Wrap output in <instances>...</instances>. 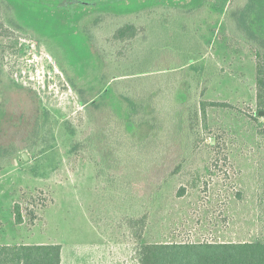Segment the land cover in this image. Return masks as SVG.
I'll list each match as a JSON object with an SVG mask.
<instances>
[{"label":"rangeland","instance_id":"obj_1","mask_svg":"<svg viewBox=\"0 0 264 264\" xmlns=\"http://www.w3.org/2000/svg\"><path fill=\"white\" fill-rule=\"evenodd\" d=\"M5 1L0 245L58 244L62 264H137L136 227L127 224L132 210L139 219L144 209V243L264 240V112L256 114L264 0L249 13L256 40L237 28L242 0ZM156 4L182 13L144 18L130 41L111 39L123 24L109 14ZM96 15L101 23L87 20ZM98 45L115 53L96 58L91 49ZM101 71L118 84L103 85ZM182 80L195 90L186 115L191 148L185 144L173 175L149 180L147 173L168 162L152 159L156 147L179 151L183 135L173 116L186 97ZM156 87L174 91L164 95L171 98L161 103L165 115L143 137L142 128L122 124L119 97H147ZM88 101L97 102L98 132ZM202 101L226 106H206L203 113ZM161 135L162 145L149 139ZM14 204L22 208L21 225L14 224Z\"/></svg>","mask_w":264,"mask_h":264},{"label":"trees","instance_id":"obj_2","mask_svg":"<svg viewBox=\"0 0 264 264\" xmlns=\"http://www.w3.org/2000/svg\"><path fill=\"white\" fill-rule=\"evenodd\" d=\"M244 2L243 7L239 6L242 10L241 17H237L236 21H238L237 28L240 34L249 40H256V37L252 33L249 27V16L253 14L251 12L256 11L258 8L262 7V0H242ZM0 3H4L7 5L8 9L10 8L9 5L6 3L5 0H0ZM164 5V4H162ZM192 11V10H189ZM181 14V10H177V8L172 6H160L156 5H148L143 6L141 8L135 9L128 13H112L109 14L111 18L120 19L121 23L123 24L122 27H119L118 30L112 32L111 39L115 43H124V41L134 39L139 30H142L140 27V21L144 18H154L157 14ZM250 13V14H249ZM248 15V16H247ZM97 21V23L101 20V17L96 15L93 17H89L87 20ZM101 23V21L99 22ZM96 22H93L95 25ZM85 28V27H83ZM81 28V31L84 35L89 33V27L85 29ZM87 36V35H86ZM106 50H102L100 45L93 46L92 54L96 58H109L115 50L112 51L111 49L107 50V45H105ZM121 48L123 49L121 44ZM256 57L258 60L257 69H256V84H257V115H260V112H264V51H260L259 49L256 50ZM97 64V63H96ZM105 65L104 62L101 64L102 66ZM99 68V67H98ZM197 69V68H196ZM194 71L193 68L189 67L188 71ZM187 71V72H188ZM184 74V73H182ZM121 77V76H120ZM119 78V77H117ZM101 81L103 85H114L115 83L118 84V81H115L114 78H110L109 75L104 74L101 71ZM183 82L185 80H182ZM181 81V82H182ZM187 87L181 85V89L185 90L184 100L181 104L176 106V110L178 111V118H175L176 125H179L181 133H182V140H180L179 145L175 147L179 148L178 150H174L173 148L169 149L168 147H156L155 150L157 152L152 153V159L154 158H163L168 159L164 160L160 167H155L152 173L149 174V180H159V178L153 179L151 177L153 174H157L160 176L164 173H170L173 175L176 171L179 170V166L181 164L180 160L185 157L184 154H181L182 151L186 150L185 144L188 148H191V142L187 141L188 131L186 129L187 123H190V120L186 118L187 110L192 109L193 100L195 98V90L191 81H185ZM166 88L156 87L154 90L148 92L147 97H141L138 95L130 98L128 95H122L119 97V92L115 89L116 95L119 97V101L123 106V117H122V124L126 123L131 127L134 125L138 128H142L145 133L141 134L144 135L143 137H147L150 133L149 131L146 132L145 127H149L153 130V126L151 125V121H156L159 123L160 120L165 115V102H170V96L167 98L164 96L165 94H170L172 89L166 91ZM174 91V90H172ZM172 95V93L170 94ZM136 104L137 106H135ZM88 113H90L91 118L94 123V131L98 132L102 126L101 120L97 119L99 113L96 112L97 109V102L96 101H88L84 103ZM206 106H226L222 103H207L201 102L202 112L204 113V108ZM102 116H100L101 118ZM180 118V119H179ZM6 119L4 113L0 114V127L3 124V121ZM129 122V123H128ZM131 123V124H130ZM109 125V122L106 123ZM93 132V131H92ZM128 138V133H123ZM122 134V135H123ZM153 140L154 144L162 145L163 138L162 135L159 137H152L149 138ZM166 145V142H165ZM154 149V148H153ZM165 149V150H162ZM127 151V150H126ZM128 152V151H127ZM184 153V152H183ZM129 154V152H128ZM155 160V159H154ZM154 163V161H153ZM131 168V167H130ZM129 168V169H130ZM124 168H121L122 176H127L123 172ZM111 170V169H110ZM172 170V171H171ZM114 173V172H113ZM118 173V172H116ZM138 173H141L138 171ZM136 178V176H135ZM110 183V181H108ZM139 186V185H138ZM154 187V186H153ZM152 187V188H153ZM137 189V188H136ZM181 194V193H180ZM133 197H136V194L133 193L129 194ZM181 196V195H178ZM137 198V197H136ZM151 199V198H149ZM144 215L140 216L139 219L135 217V210L131 211L129 215V225H133L132 227H136L134 231V238L136 239L137 245L135 247V259L137 264H264V240L256 241V242H165V243H144L143 239V232L147 224L148 218V211L144 209ZM13 217H14V224L21 225L23 223V213L22 208L19 204H14L13 206ZM133 217L136 219L133 220ZM131 228V226H129ZM0 264H62V247L58 244H18V245H0Z\"/></svg>","mask_w":264,"mask_h":264},{"label":"water","instance_id":"obj_3","mask_svg":"<svg viewBox=\"0 0 264 264\" xmlns=\"http://www.w3.org/2000/svg\"><path fill=\"white\" fill-rule=\"evenodd\" d=\"M260 115H263V112H260ZM23 157H24V155H23Z\"/></svg>","mask_w":264,"mask_h":264}]
</instances>
